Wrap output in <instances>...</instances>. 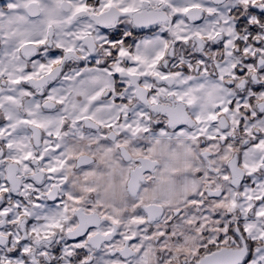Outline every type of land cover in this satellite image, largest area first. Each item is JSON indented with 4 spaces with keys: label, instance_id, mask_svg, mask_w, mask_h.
Masks as SVG:
<instances>
[{
    "label": "snow or ice",
    "instance_id": "1",
    "mask_svg": "<svg viewBox=\"0 0 264 264\" xmlns=\"http://www.w3.org/2000/svg\"><path fill=\"white\" fill-rule=\"evenodd\" d=\"M0 264H264V0H0Z\"/></svg>",
    "mask_w": 264,
    "mask_h": 264
}]
</instances>
